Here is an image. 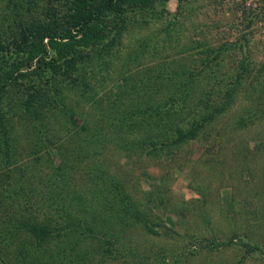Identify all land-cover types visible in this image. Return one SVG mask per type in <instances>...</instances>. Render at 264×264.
Masks as SVG:
<instances>
[{
    "label": "rangeland",
    "instance_id": "374dc122",
    "mask_svg": "<svg viewBox=\"0 0 264 264\" xmlns=\"http://www.w3.org/2000/svg\"><path fill=\"white\" fill-rule=\"evenodd\" d=\"M69 4V0H0V35L14 36V30L8 28L14 18L21 23L44 18L48 13L64 16ZM156 9L158 13L145 20L141 14L132 19L134 24L117 49L122 57L133 51L142 53L139 61L127 65L130 84H136L143 95L146 89L143 87L155 82L159 67L163 70L160 75L169 83L167 69L180 65L196 68L205 59L203 52L224 45L231 50L226 52L221 74L207 85L210 78L202 76L205 85L201 84V88L216 87L219 79L228 84L245 55L253 62L252 77L230 100L227 109L218 114L197 140L180 146L170 155L163 152L147 157L138 154L139 151L128 153L113 142L104 144L99 162L89 163L100 168L98 179L89 177L88 168L85 175L75 173L65 182L55 179V171L61 165L56 141H67L62 128L57 129L58 124L56 127L49 122L51 137L42 146L36 144L33 125L21 122L19 115L24 110L17 100L13 101L24 95L28 85L22 81L14 83V88L1 92L7 125L0 126V134L9 131L16 149L12 146L11 150L17 156L0 163V207L12 208L17 214L10 215L29 221L31 226L53 221L55 215L69 211L68 204L75 196V200L76 197L85 200L87 212L91 208L104 215L98 217L111 219L117 212L122 217L120 204L112 200L111 207L108 201L111 195L116 197L111 184L115 180L122 183L133 208L151 218L158 231L151 233L143 220L136 217L123 227L117 226L124 242L137 248L142 258L147 257L144 263H139V257L125 260L127 263L122 258L118 260L121 264H264V114L255 116L256 108L259 110L264 104L257 90L259 83L264 84V0H170L159 3ZM246 39L248 44L240 50L237 43ZM0 43L7 47L1 38ZM235 44L237 49L232 48ZM9 49L8 57L14 60L15 50L11 45ZM125 61L122 58L112 70L107 89L124 84L121 68ZM9 63L8 59H0V67ZM3 79L1 72L0 83ZM95 82L92 85L97 86L96 90L103 91V86ZM224 95H213V105L217 106ZM73 104L79 117L84 113L94 120L98 115L88 100L77 96ZM49 139L55 140V144ZM95 192L102 193V197ZM57 222L62 223V219ZM56 232L62 233L58 229ZM39 235L43 236L39 231L21 229L8 247L0 248V254L13 262L16 260L13 253L17 255L18 249L25 245L31 254L26 259L21 255L17 261L28 264L33 262V255L40 257L45 252L49 256V252L61 251L55 244L46 246L44 242L39 249ZM87 243L94 242L90 239ZM244 243L259 247L260 251L248 252ZM67 254L65 263L75 257V252ZM52 260V264H62L58 257L57 261ZM82 264L103 263L94 257Z\"/></svg>",
    "mask_w": 264,
    "mask_h": 264
},
{
    "label": "trees",
    "instance_id": "16d2710c",
    "mask_svg": "<svg viewBox=\"0 0 264 264\" xmlns=\"http://www.w3.org/2000/svg\"><path fill=\"white\" fill-rule=\"evenodd\" d=\"M167 1L170 0H69L64 16L58 12L52 16L48 13L44 18L37 17L21 23L14 18L13 23L8 24V28L14 30V36L9 38L5 34L0 35L3 44L7 43V47H2L0 43V59L10 61L8 65L1 64L7 65L6 67H0V74H4L3 82L0 83V126L5 128L7 125L1 101L5 99L1 92L14 88V83L24 82L28 85L24 95L13 101L17 100L24 110L19 115L21 122L33 125L36 144L42 146L43 141L51 137L47 128L49 122L56 124V127L58 124L60 128L57 129L62 128V133L67 138L63 143L56 141V152L61 165L55 171V179L60 178L66 182L68 176L75 173L76 176L79 172L85 175L88 168L89 177L94 181L98 179L100 174L97 172L100 168L89 163L99 162L103 145L110 142L128 153L139 151L138 154H145L147 157L158 156L163 152L167 155L174 153L180 146L197 140L218 114L227 109L230 100L252 77L253 62L249 55H245L236 76L228 84L224 83L225 79H219L216 87L209 90L200 87L205 83H202V76L210 78L211 81L205 83L207 85L221 74L220 68L225 61L226 52L231 50L223 45L220 49L212 48L203 52L205 59L196 68L180 65L167 69L165 75L170 76L169 83L160 75L163 70L159 67V74L154 77L155 82L148 87L144 86L146 89L141 95L137 85L129 82L130 67L127 65L139 61L142 53L133 51L122 57L117 49L130 25L134 24L133 18L141 14V19L145 20L158 13L156 8L159 3ZM3 3L5 4L4 1ZM19 7L21 9L23 6L20 4ZM247 44L246 39L243 43H237V46L242 50ZM10 45L15 50L14 60L8 57ZM232 48L237 49L236 44ZM122 58H126L121 68V80L124 84L107 89L106 82L110 80L112 70L117 68L116 65ZM94 82L100 83L103 91L98 92L95 88L97 86L92 85ZM258 87L257 90L264 98V84L259 83ZM217 93L225 95L215 106L211 97ZM76 95L82 100H88L93 106L98 114L94 120L87 118L84 113L79 117L76 105L73 104ZM255 111V116L264 114V104L261 103V108H256ZM50 141L55 144V140ZM12 146L15 149L9 131L6 130L5 135L0 134V163L10 162L17 156L11 150ZM111 184L116 197L111 195L108 201L111 207L112 200L120 204L124 212L122 217L118 212L111 219L107 216L106 219L98 217L104 215L91 208L87 212L85 200L76 197V201L73 196L68 204L69 211L63 210V214L55 215L53 221L47 220L46 223L29 226V221H20L18 217L10 215L17 214L12 208L8 210L6 206H1L0 248L8 247L14 235L25 228L31 233L39 231L43 234L37 239L39 249L44 242L46 246L55 244L61 250L58 254L49 252V256L45 252L40 257L33 255V262L29 261L28 264H52V259L57 261V257L62 264L87 263L94 257H98L103 264L117 262L122 258L124 262L136 257H139V263L146 262L147 257L142 258L143 255L139 254L137 248L125 243L116 227H123L128 220L136 217L143 220L151 233L158 234V231L151 218L133 208L131 198L125 193L122 183L114 180ZM61 195L62 192L59 197ZM3 202L6 203L5 199ZM58 218L62 219V223L57 222ZM56 227L62 233L56 232ZM42 238L46 240L43 241ZM90 239L93 244L87 243ZM66 240L68 241L63 242ZM232 242L233 240L225 245ZM243 246L248 252L260 251L259 247L247 243ZM25 247L19 248L17 255L13 253L16 257L13 262L0 254V264H18L17 259L21 255L26 259L31 253ZM81 247L84 249L81 250ZM71 252H75L74 259L65 263L69 256L67 253ZM121 263L118 261V264Z\"/></svg>",
    "mask_w": 264,
    "mask_h": 264
}]
</instances>
